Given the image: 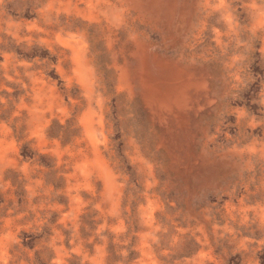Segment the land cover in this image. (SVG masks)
Here are the masks:
<instances>
[{"label": "clouds", "instance_id": "obj_1", "mask_svg": "<svg viewBox=\"0 0 264 264\" xmlns=\"http://www.w3.org/2000/svg\"><path fill=\"white\" fill-rule=\"evenodd\" d=\"M255 52L264 0H0V264H259L264 107L241 106ZM218 81L241 103H218ZM194 86L197 159L232 183L185 226L137 100Z\"/></svg>", "mask_w": 264, "mask_h": 264}, {"label": "rangeland", "instance_id": "obj_2", "mask_svg": "<svg viewBox=\"0 0 264 264\" xmlns=\"http://www.w3.org/2000/svg\"><path fill=\"white\" fill-rule=\"evenodd\" d=\"M246 55L248 58L243 62L246 90L243 91V96L248 103L241 106L250 108L252 113H258L264 107L259 103L261 88L264 86V58H261L258 52ZM216 59L219 62L223 60L219 50ZM227 90V82L218 81L215 89L218 103L225 107L229 104L233 106L240 104L239 101L232 102L230 96H224ZM253 99L256 103L251 102ZM196 100V86L176 93L170 104L157 106L148 98L143 102L137 100L140 122L153 126V140L160 145L158 151L147 154L148 158L154 164L157 177L161 175L166 177L165 198L175 199L177 208L183 209L176 219L185 226L195 224L197 220L203 222L202 213L196 210L199 206L208 205L211 212L215 213V208H212L211 204H217V196L225 192L232 183V178L220 168L211 166L206 160L197 159V148L192 139L193 132L188 117L184 115ZM170 113L179 115V122ZM228 119L234 121L235 116ZM210 192H215L216 195L209 196ZM239 192L242 193L243 189L241 188ZM228 200V195H224L217 204L221 211L222 205ZM208 201H211V204H208ZM216 218L220 219V216L217 214ZM132 256L136 257L138 253H133ZM257 257L259 264H264V253H258ZM227 264H247V254L237 253L227 258Z\"/></svg>", "mask_w": 264, "mask_h": 264}]
</instances>
